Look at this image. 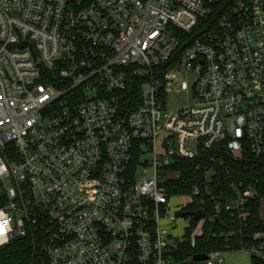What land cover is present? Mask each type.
<instances>
[{"label":"built area","instance_id":"1","mask_svg":"<svg viewBox=\"0 0 264 264\" xmlns=\"http://www.w3.org/2000/svg\"><path fill=\"white\" fill-rule=\"evenodd\" d=\"M181 69L192 102L168 109L169 91L189 93ZM130 73L146 82L123 113ZM207 152L264 162V0H0V249L31 236L36 264H180L193 220L191 237L256 195L214 196L209 165L170 194L174 164Z\"/></svg>","mask_w":264,"mask_h":264},{"label":"trees","instance_id":"2","mask_svg":"<svg viewBox=\"0 0 264 264\" xmlns=\"http://www.w3.org/2000/svg\"><path fill=\"white\" fill-rule=\"evenodd\" d=\"M194 34L195 32L190 33L189 37ZM183 37L172 59L156 66L157 69L166 70L178 62L187 45V36ZM145 82V76L129 74L127 86L119 93L118 99V106L123 113L135 109L141 103L140 92ZM212 155L213 152H207L200 158L181 159L176 165L174 164V169L179 171V176L165 185L168 192L173 195L188 194L195 184H204L206 179L204 165H209L213 173L210 175L208 185L214 196L223 194L230 197L235 194V189L240 187V183L245 186L252 185L256 195L245 202V217L222 212L214 221L202 228L201 234L191 237V232L197 224V221L193 220L175 252V259L180 264H200L192 261L193 256L212 250L224 252L262 244L264 252V221L260 216L261 201L264 199V162L247 156L236 160L224 152L221 153L223 162L218 158L211 162ZM198 164L203 165L197 169ZM201 207L200 199L196 198L189 204L188 212L193 213ZM255 233L261 236L254 238ZM33 240L31 236L18 238L0 249V264H36L37 249ZM250 264H264V256L252 252Z\"/></svg>","mask_w":264,"mask_h":264},{"label":"rangeland","instance_id":"3","mask_svg":"<svg viewBox=\"0 0 264 264\" xmlns=\"http://www.w3.org/2000/svg\"><path fill=\"white\" fill-rule=\"evenodd\" d=\"M179 82L185 81L189 87V93H185V91L176 92L171 90L168 92V95L165 100V106L168 109H175L179 106L186 104L187 102H192L191 98V86L196 80V73L189 72L185 73L182 69L176 73ZM158 149H161V145L158 142ZM142 176V174L140 175ZM184 199H175V203H182ZM260 216L264 221V199L261 201V209H260ZM186 224V221H181L179 224V228L177 232L183 234V225ZM197 232L200 229L196 230ZM252 250L249 248H242L239 250H226L223 252V263L222 264H250V257L252 254Z\"/></svg>","mask_w":264,"mask_h":264},{"label":"water","instance_id":"4","mask_svg":"<svg viewBox=\"0 0 264 264\" xmlns=\"http://www.w3.org/2000/svg\"><path fill=\"white\" fill-rule=\"evenodd\" d=\"M29 47L31 48V45H29ZM193 216H194V219H199L202 215V211L201 210H198V211H195L192 213ZM206 258L205 254H198V255H195L193 256L192 258V261L193 262H199V261H202Z\"/></svg>","mask_w":264,"mask_h":264}]
</instances>
